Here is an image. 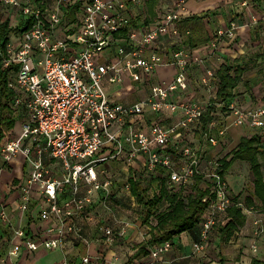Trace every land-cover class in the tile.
Returning <instances> with one entry per match:
<instances>
[{"label":"built area","instance_id":"obj_1","mask_svg":"<svg viewBox=\"0 0 264 264\" xmlns=\"http://www.w3.org/2000/svg\"><path fill=\"white\" fill-rule=\"evenodd\" d=\"M190 1L160 0L156 18L151 20L149 0H56L54 8L45 6V0H0V24L6 6L20 8L26 22L23 32H14L13 38L0 44V74L8 72L11 104L26 115L22 133L5 142L2 156L6 163L25 158L30 172L20 186L19 211H29L33 190L39 188L44 198L39 216L47 223L35 235L15 228L13 238L19 242L10 257L22 251L62 248L67 239L79 234L77 222L90 213L94 193L105 191L110 197L113 192L112 181L99 179V167L123 157L128 164L141 160L149 177L167 176L170 189L191 186L202 177V186L210 190L203 198L206 209L193 250L208 248L215 228L234 206L223 157L214 155L213 149L225 142L229 122L264 130V105L229 102L228 111L215 112L204 131L203 118L218 85L216 68L208 66V61L222 56L226 45L231 49L241 28L235 21L218 28L203 55L180 47L181 20ZM73 6L74 18L67 21ZM169 66L177 70L174 78L158 80L159 70ZM202 66L203 74L195 78L193 71ZM139 82L146 95L124 103L123 92L137 91L133 84ZM113 85L121 86L119 98L108 92ZM163 115L176 118L166 126L160 121ZM143 118L150 126L136 128L133 121ZM47 160L62 164V177ZM82 182L89 187L86 193H82ZM67 188L72 198L63 205ZM238 206L245 214L262 215L254 223L256 234L262 235L264 212L244 201ZM0 221L12 226L1 194ZM103 230L105 243L111 246L118 236L126 235L127 226ZM172 247L171 242L150 246L149 255L138 264H153ZM252 250L257 253L260 246L254 244ZM59 264L70 263L65 259ZM82 264L98 263L86 256Z\"/></svg>","mask_w":264,"mask_h":264},{"label":"crops","instance_id":"obj_2","mask_svg":"<svg viewBox=\"0 0 264 264\" xmlns=\"http://www.w3.org/2000/svg\"><path fill=\"white\" fill-rule=\"evenodd\" d=\"M55 1L56 0H45V6L48 5L47 7L54 8L56 6ZM20 11V8L13 9L6 6L0 28L5 23H9L10 28L13 29H16V27L22 28L21 26L25 25L26 22ZM75 12V7H71L69 15L65 20L69 21L71 18H74L73 15ZM204 13L209 14L205 23L210 37L218 28H226L232 21L237 22L241 28L239 31V38L232 43V46L230 47L231 49H228L226 45L224 51H222V56L218 55L208 61L207 65L214 66L216 69L227 62V57L236 59L239 55L245 54L244 48L246 47V44L250 43L252 40L254 31L256 38L259 37V35L256 34L257 31H261L264 34V0H191L184 17ZM148 14L149 17H151V20L156 18V16L152 17L150 15L149 9ZM13 33L14 32L11 34ZM11 34L10 36L13 38ZM208 43L209 41L199 47L188 48L183 45L182 41H180L179 46L191 49L194 53L203 55L207 50ZM163 45L166 47L169 44L165 40ZM203 69V66L201 68H195L193 76L195 78L201 76L204 72ZM176 71L177 70L174 66L161 68L157 74V79L172 80L176 75ZM140 83L141 82L133 84L137 91L131 94H129V92H123L124 99L122 101L124 103H128V101L130 102L131 99H140L146 95V90ZM120 87L121 86L114 85L109 86V94L119 98L117 93L120 92ZM128 94L129 96L126 98V95ZM242 105L247 107L264 105V100H249L247 104L244 103ZM13 110L16 119L15 128L9 132L8 137L2 140L0 147L1 145L3 147L8 140L19 136L23 131V125L26 122V115L22 110H17L15 108H13ZM175 118L176 116L172 118L171 115H163L160 117V121L162 124L169 126L173 123ZM150 123V121L144 118L133 121L136 128L145 125L148 127L150 126ZM257 133L263 134L264 131L248 127L239 128L230 125L229 122L228 134L225 142L234 138H240V141L243 136H253ZM122 138H124V136H122ZM239 141L235 140L234 142L239 143ZM0 154V158L3 159L2 150L0 151ZM126 160V157H123L114 163L99 167V179L103 182L108 180L112 181L113 192L110 197H107L105 191L94 193V202L90 208V213L88 216L81 217L77 222L81 229L79 234H74L67 239L62 248L53 250L40 248L36 252L22 251L18 256L11 257L9 256L10 250L15 243L19 242L18 239L13 238L15 228H24L32 235H35L43 231L46 228L47 223L42 221L39 216L41 203L44 200L39 188H34L33 190L32 203L29 211L26 212V214H22L19 211V206L22 202V189L20 186L30 172V166L25 158L19 157L14 163H7V168H4V166L1 165L0 194L12 220V226L7 227L0 221V264H59L65 259H67L70 264H82V260L86 256L92 257L98 264H138L139 260L146 258L149 255V251L148 255L142 257H137L135 254L139 249L137 243L140 244L142 239L147 240L150 238V226L145 224L144 220L132 224L130 220L123 218L118 207L130 206L131 203H128V200L126 199L127 196L130 197V201L133 202V205L141 207L137 204L136 198L131 194L130 180L132 176H146V185L150 183L149 180L152 181V178L165 176L161 173L159 176L149 177L143 171L144 169L141 166V160L132 164H128ZM47 164L51 166L52 170L55 171L59 177H62L64 169L60 162L47 160ZM157 182L160 184L159 179ZM159 184L156 188H151L150 192L152 190L156 192ZM129 185L130 189L128 190L126 187ZM81 187L82 193H86L89 189L85 182H82ZM231 191L235 195H239L245 203L248 201L249 197H252L253 193V191L247 192L246 190L243 191V189L236 192L233 188H231ZM71 198V189L67 188L61 203L64 205ZM246 215L248 217L246 225L234 234L233 238L228 242H223L222 234L215 228L208 248L203 252H195L193 250V244L196 241L194 240L193 235L190 233H183L176 238L175 245H173L171 250L163 256L161 260L153 264H207L210 260V258H208V254L210 253L209 249L212 245L217 244L223 248L230 247V249H225L223 256L226 254V257H222V252L219 251V262L222 264H251L252 259L255 256L264 258V235H257L254 226L255 221L262 219V215L257 213ZM124 225L127 226L126 235L118 236L116 242L113 245L108 246L105 243L104 227H113L118 231ZM254 244L260 246V251L257 253H254L252 250ZM117 258L120 259L119 262H117ZM211 264H217V262L213 261Z\"/></svg>","mask_w":264,"mask_h":264},{"label":"trees","instance_id":"obj_3","mask_svg":"<svg viewBox=\"0 0 264 264\" xmlns=\"http://www.w3.org/2000/svg\"><path fill=\"white\" fill-rule=\"evenodd\" d=\"M160 0H149V12L152 17L156 16V8ZM208 13L191 15L181 20L182 42L185 47L196 48L210 41L209 31L205 20ZM151 18V17H150ZM150 20L148 19L147 22ZM25 28H10L9 23H5L0 28V44L7 42L12 32L21 33ZM260 36V32L258 34ZM226 57V56H225ZM227 62L216 69L218 78L217 89L212 95L213 105L204 115V131H208L209 124L214 119V113L228 111V103L238 101L239 104H247L249 100L261 99L259 95L253 93L254 78L246 77L257 67L259 73L264 71V49H259L254 53L239 55L236 59L226 58ZM252 76V77H253ZM1 94H0V143L9 136V132L15 128L16 119L11 105L13 92L8 86L9 75L7 71L0 74ZM244 85L246 92H240L239 86ZM220 106L219 104H222ZM262 130L263 129H257ZM264 133L253 136H243L236 148L229 154L221 158L224 174H228L236 162L248 163L253 175V193L248 198V207L260 209L264 212ZM220 142L218 147H221ZM144 177V178H143ZM146 176L131 177V192L137 203L145 212V224L152 226L150 238L145 240L135 255L142 257L148 255V248L155 244L171 242L175 245L177 237L183 233L193 235L195 241H199L200 219L206 209L203 198L206 196L209 187L202 186V177H197L194 183L188 187L169 188L167 176L152 178L160 180L158 190L150 192V184L146 185ZM152 181L149 180L151 183ZM211 186V184H208ZM188 191V192H187ZM234 197V206L228 210L227 216L221 220L216 227L222 234L223 242L231 240L242 227L247 223L248 217L238 206L243 201L239 195ZM156 220L154 224L151 219ZM251 264H264V258L255 256Z\"/></svg>","mask_w":264,"mask_h":264},{"label":"rangeland","instance_id":"obj_4","mask_svg":"<svg viewBox=\"0 0 264 264\" xmlns=\"http://www.w3.org/2000/svg\"><path fill=\"white\" fill-rule=\"evenodd\" d=\"M160 5L161 7H163V9L166 7V5L164 4H160ZM256 34H258V31ZM252 36H253L252 40L250 41V43L246 44V47L244 48L245 53L250 54V53L256 52L259 49H264L263 32L260 31V36L256 38L255 31H254ZM259 70H260V67L255 68L250 73H247L246 77L254 78V76H258V77H255V79H253V81L257 83L254 84L252 91L253 93L259 95L261 100H264V71L263 73H259ZM239 91L246 92V87L243 84L240 85ZM200 95L203 96L202 94ZM226 126H229V124L227 123ZM197 137L199 138V135ZM239 139L240 138H236V139L234 138V139L229 140L228 142H223L221 147H217L213 149V154L216 156L219 155L220 157H223L229 154L234 148H236V145L238 143L234 141L235 140L239 141ZM2 148L3 147L1 145L0 151L2 150ZM0 157H1V154H0ZM15 161L16 160H13L12 163H14ZM1 165H3L4 168L8 167V164L4 161V159L0 158V166ZM227 178H228V182L231 188H233L236 192L240 191L241 189H243V191L246 190L247 192L253 191V188H254L253 175H252V172H251V169L248 163L236 162L234 166L232 167V169L229 171ZM157 181L158 180H154L151 183H148V182L147 183L150 184L151 188L153 189V188H156V186L159 184V182ZM152 192H155V191L152 190ZM126 199L128 200V203H131L130 206H126V207L120 206V208L118 207V210H120L123 218L130 220L132 224L137 223L138 221L142 222L146 216L145 212L142 211L141 207L133 205V202L130 201L129 196H127ZM151 220L154 224H156V220L154 218H152ZM149 226L150 228H152L150 224ZM147 237H148V234H147ZM145 240L142 239L140 244L137 243V246L139 247V245H141ZM225 249H230V247L223 248L222 246L218 244L212 245L209 249L210 253L208 254V258H210V260L207 262V264H211L213 261H216L217 264H222L219 262V258H220L219 251L222 252V257L224 256L226 257V254L223 256Z\"/></svg>","mask_w":264,"mask_h":264}]
</instances>
